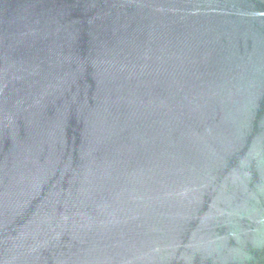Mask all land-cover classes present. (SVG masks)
Returning a JSON list of instances; mask_svg holds the SVG:
<instances>
[{"label":"water","instance_id":"95a60500","mask_svg":"<svg viewBox=\"0 0 264 264\" xmlns=\"http://www.w3.org/2000/svg\"><path fill=\"white\" fill-rule=\"evenodd\" d=\"M0 264H264V0H0Z\"/></svg>","mask_w":264,"mask_h":264}]
</instances>
